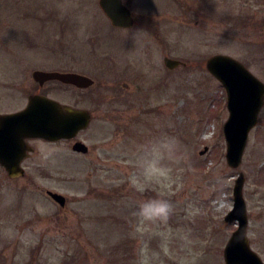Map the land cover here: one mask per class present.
<instances>
[{
  "label": "rangeland",
  "instance_id": "374dc122",
  "mask_svg": "<svg viewBox=\"0 0 264 264\" xmlns=\"http://www.w3.org/2000/svg\"><path fill=\"white\" fill-rule=\"evenodd\" d=\"M127 2L152 28L114 27L99 0H0V114L27 103L32 67L72 61L96 81L85 91L51 90L91 111L80 135L88 153L36 139L24 175L10 177L0 164V264H138L141 250L148 264H226L238 225L225 217L240 171L248 237L264 260V104L242 164L231 167L227 92L206 66L230 55L264 82V0ZM166 55L185 65L169 69ZM20 58L27 70L9 74ZM153 145L169 169L164 187L137 192L129 178ZM153 197L173 213L137 232V205Z\"/></svg>",
  "mask_w": 264,
  "mask_h": 264
},
{
  "label": "water",
  "instance_id": "95a60500",
  "mask_svg": "<svg viewBox=\"0 0 264 264\" xmlns=\"http://www.w3.org/2000/svg\"><path fill=\"white\" fill-rule=\"evenodd\" d=\"M104 12L116 27L131 28L134 17L123 0H99ZM164 62L170 69L185 65L182 60L166 55ZM208 70L222 81L228 93L230 115L224 125L227 142V161L233 168L243 162L244 152L251 130L259 122L264 104V82L252 73L241 61L226 54H215L207 60ZM36 79L46 81L59 78L80 87H89L95 80L78 73H60L37 70ZM92 120V113L85 108L65 105L51 97L36 94L31 96L29 105L22 111L0 114V164L9 176L25 174L23 160L33 149L28 138H44L58 141L72 138L86 129ZM74 150L88 152L89 146L78 141ZM206 147L201 151L204 154ZM246 176L239 173L234 186V207L226 215L227 222H237L238 228L232 233L224 249L226 264H264L260 255L251 247L248 237L249 215L244 196ZM48 194L60 205L67 198L62 193L49 190Z\"/></svg>",
  "mask_w": 264,
  "mask_h": 264
},
{
  "label": "clouds",
  "instance_id": "9594fccd",
  "mask_svg": "<svg viewBox=\"0 0 264 264\" xmlns=\"http://www.w3.org/2000/svg\"><path fill=\"white\" fill-rule=\"evenodd\" d=\"M164 156L155 145L145 149L143 156L138 160V172L129 178L130 186L137 192H144L150 184H159L167 177L169 169L163 164ZM173 213V205L167 200L153 197L141 200L136 208V231L145 230L147 226L166 224ZM138 264H148L147 255L141 250Z\"/></svg>",
  "mask_w": 264,
  "mask_h": 264
},
{
  "label": "flooded vegetation",
  "instance_id": "af4514ba",
  "mask_svg": "<svg viewBox=\"0 0 264 264\" xmlns=\"http://www.w3.org/2000/svg\"><path fill=\"white\" fill-rule=\"evenodd\" d=\"M123 2L131 9V12H132V15L134 17L135 22H134V25L131 28H124V27H116L115 26L116 28H120V29H134L136 26H141L142 28H152L153 25H152L151 22L146 21V20H142V21L141 20H137V18L134 16L133 9L128 4L127 0H123ZM21 56H26V55H21ZM17 61L18 62H15V64L12 63L10 65V66H15L16 67L14 70L12 69V67H10L9 69H7V71H8L9 74H10V71H13V72H16V73H19L20 74L21 71L27 70L26 67H22V69L19 68L20 67V64L22 66L25 63V60L24 59L20 58ZM73 64L74 63L72 61L69 62V63H67L65 66H59V65H55V64H51V65H49V64L42 65L41 64V65L36 66V68H33L32 67L31 69H29V70H32L33 69V77H34V81L36 83V86L33 88V90L31 92L28 93V95H27L28 96V101H27L26 104H24L23 106H21L19 108L11 109L7 113H13V112H18V111L23 110L29 104L31 96L36 95V94L46 95V96H49V97H51L53 99L58 100L62 104L71 105V104H69L70 102L69 103L68 102L65 103L62 100H60L59 98H57L56 96L52 95L51 90L58 87V88H62V89L63 88H66L67 90H70V91H73V90H76V91H85V90H87V89H89L91 87H94L95 86V83L93 85L89 86V87H80V86H78V85H76V84H74L72 82H66V81H64L62 79H59V78L48 79L46 81H42L41 79H36L35 76H34V74H35V71H37V70H43V71H48V72L78 73V74H82V75L89 76V75H87L85 73L86 70L80 71ZM75 107L82 108L81 106H78V105H76ZM83 131L84 130L80 131L78 133V135L76 137H74V138H71V139H62L60 141L67 140V141H71V142H74V143L77 142V141H83L80 138L81 132H83ZM36 139H42V138H28L27 139V142H29L30 146H33L32 145V142L34 140H36ZM42 140H45V139H42ZM33 148L35 150V147L34 146H33ZM79 153H83V152H79Z\"/></svg>",
  "mask_w": 264,
  "mask_h": 264
}]
</instances>
